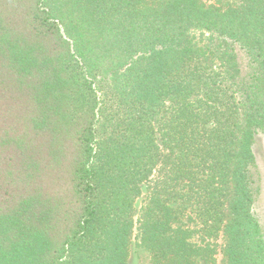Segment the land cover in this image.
Instances as JSON below:
<instances>
[{
  "label": "trees",
  "instance_id": "obj_1",
  "mask_svg": "<svg viewBox=\"0 0 264 264\" xmlns=\"http://www.w3.org/2000/svg\"><path fill=\"white\" fill-rule=\"evenodd\" d=\"M258 135L264 0H0V264H264Z\"/></svg>",
  "mask_w": 264,
  "mask_h": 264
},
{
  "label": "rangeland",
  "instance_id": "obj_2",
  "mask_svg": "<svg viewBox=\"0 0 264 264\" xmlns=\"http://www.w3.org/2000/svg\"><path fill=\"white\" fill-rule=\"evenodd\" d=\"M238 55L240 58L239 63H240L242 75H246V73H248V71L250 70L248 64V58L244 56L243 53H238ZM253 152L256 158L257 174H258V181H257L258 194L255 199L253 213L255 214L257 220L259 221L264 236V135L256 136L253 145ZM145 197H146V193L144 191L143 195L135 202L134 218L136 219H138L140 210L144 205ZM134 235L137 236L136 231H134ZM212 242L213 245L221 244V240L212 241ZM218 258L219 257H217V259ZM128 264H150L149 254L137 246L136 238L132 241Z\"/></svg>",
  "mask_w": 264,
  "mask_h": 264
}]
</instances>
